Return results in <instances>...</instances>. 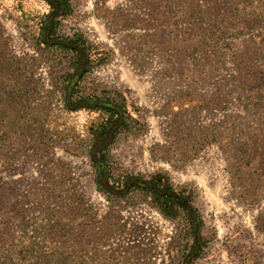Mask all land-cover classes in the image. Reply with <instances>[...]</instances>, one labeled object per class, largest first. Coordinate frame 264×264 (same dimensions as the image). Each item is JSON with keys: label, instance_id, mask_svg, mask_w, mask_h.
Here are the masks:
<instances>
[{"label": "rangeland", "instance_id": "rangeland-1", "mask_svg": "<svg viewBox=\"0 0 264 264\" xmlns=\"http://www.w3.org/2000/svg\"><path fill=\"white\" fill-rule=\"evenodd\" d=\"M73 2V14L59 25L61 34L113 50L106 63L86 72L83 85L99 94L103 89L121 92L141 122L137 132L115 129L108 141L116 173L152 182L159 192L184 194L186 207L198 214L195 228L192 231L186 210L174 204L171 212H164L152 194L137 190L128 205L112 208L113 196L97 189L91 159L73 152L70 147L76 143L71 139L47 150L30 142L27 154L0 172L1 182L11 191L10 211L23 208L28 218L42 217L48 189L64 177L99 218L110 208L120 210L126 226L105 247L109 251L132 246L131 252H143L133 257L140 263L264 264V185L250 188V181L229 166L235 134L224 132L219 123L240 107L234 101L221 106L216 98L214 51L204 60L185 52V20L170 16L185 6L153 1L149 7L139 0ZM108 9L116 12L113 22L107 18ZM48 11L44 0H0V31L15 53L32 51L24 40L29 29L19 25L17 16L34 23ZM147 11L151 17H143ZM136 17L147 21L136 23ZM41 70L48 81L47 67ZM204 70L211 72V79H201ZM55 113L53 128L65 130L82 146L88 144L84 132L97 113ZM15 221L10 230L15 239L35 236V225L18 228ZM35 241H42L40 232Z\"/></svg>", "mask_w": 264, "mask_h": 264}, {"label": "trees", "instance_id": "trees-1", "mask_svg": "<svg viewBox=\"0 0 264 264\" xmlns=\"http://www.w3.org/2000/svg\"><path fill=\"white\" fill-rule=\"evenodd\" d=\"M44 1L49 11L34 23L23 15L17 16L19 25L29 29L24 40L29 41L31 52L15 53L0 31V172L27 154L32 143L47 150L71 139L76 147L70 149L84 152L91 159L97 174V189L109 198L113 196L112 208L128 205V200L134 198L133 190L152 194L155 204L164 212H171L174 204L186 210L193 231L198 214L186 207L184 194L174 193L172 189L159 192L158 185L152 182L116 173L108 141L120 127L137 132L141 128L140 119L121 92L103 89L99 94L95 90L89 92L83 85L86 72L106 63L113 50L106 51L102 44L61 34L59 25L73 14L74 0ZM139 1L146 5L149 0ZM153 1L171 7L185 6L170 14L175 21L185 20V52L204 60L214 51L219 92L216 98L221 106L234 101L240 107L219 123L224 132L235 134V139H231L233 155L229 166L250 181V188L261 189L264 185V0H150L149 7ZM107 12V18L115 21L116 12L110 9ZM146 15L152 14L147 11L143 17ZM143 17H136L135 22L147 21ZM43 67H47L48 81ZM200 76L209 80L211 72L201 71ZM55 109L97 113L84 132L89 137L88 144L82 146L65 130L52 127ZM48 191L42 202L45 206L42 217L28 218V209H18L14 214L10 211L11 191L0 180V264H152L145 259L143 263L133 259L143 252H131L132 246L128 245L122 252L105 248L118 233L124 232L126 225L120 210L110 208L99 218L64 177ZM13 218L18 228L35 225V236L15 239L10 233ZM39 232L42 241L37 243Z\"/></svg>", "mask_w": 264, "mask_h": 264}]
</instances>
